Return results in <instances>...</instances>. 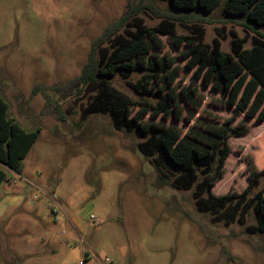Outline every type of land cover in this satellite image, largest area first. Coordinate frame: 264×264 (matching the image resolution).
Segmentation results:
<instances>
[{
  "label": "rangeland",
  "instance_id": "374dc122",
  "mask_svg": "<svg viewBox=\"0 0 264 264\" xmlns=\"http://www.w3.org/2000/svg\"><path fill=\"white\" fill-rule=\"evenodd\" d=\"M224 1L209 12L185 14L168 0H0V95L23 127L41 128L21 172L6 168L8 180L0 183V264H264V232L246 230L257 223L252 210L244 225L199 211L194 187H176L172 168L157 167L140 153L136 129L116 130L106 113L83 116L88 92L69 82L80 74L93 41L122 16L118 34L134 29L136 19L146 26L172 20L177 34L201 26L207 43L224 30L223 51H229L230 29L249 47L264 28L226 14ZM150 35L148 54L160 63L173 58L162 79L141 81L138 92L129 82L145 70H136L115 73L110 84L153 104L160 100L157 89L165 96L173 87L182 108L178 118L170 108L166 113L137 104L131 113L178 128L179 138L197 130L212 141L224 123L243 120L249 131L229 138L224 173L212 186L215 194L243 191L247 158L264 166V127L243 112L234 116L227 97L204 84L185 41ZM168 71L175 72L169 84Z\"/></svg>",
  "mask_w": 264,
  "mask_h": 264
},
{
  "label": "trees",
  "instance_id": "16d2710c",
  "mask_svg": "<svg viewBox=\"0 0 264 264\" xmlns=\"http://www.w3.org/2000/svg\"><path fill=\"white\" fill-rule=\"evenodd\" d=\"M168 2L180 13L189 14L197 10L209 12L217 7L220 0ZM223 10L230 16L242 17L264 28V0H225ZM124 21L125 17L122 16L104 29L93 41L80 74L69 80L75 86L81 85L83 92H88V103L82 115L106 113L116 130L131 132L136 129L142 137L138 142L140 153L152 157L157 167L172 168V182L176 187H194L192 197L199 211L211 213L214 220L223 221L226 225L233 221L244 225L246 215L252 210L257 223L247 224L246 230L250 233L264 232V166L257 168L248 157V183L243 191L224 194L212 191L214 182L224 173L225 160L231 148L229 138L247 134V124L243 121L234 125L224 123L219 136L212 141H206L197 130L191 132L188 138H179L178 128L141 121L139 115L131 113V106L137 104L156 111L165 110L166 113L170 108L174 117L178 118L182 108L173 87L165 96L160 93L162 88L157 89L155 94L160 96V100L153 104L147 100L132 99L110 84L115 73L127 76L136 70H145L136 83L129 82L138 92L141 81L161 80L160 74L173 63V58H164L167 62L160 63L153 54H148L149 45L145 35L150 33L153 40L155 33L167 34L175 44L185 41L190 47L188 51L192 54V63L196 65L197 76H202L205 85L227 97L226 103L236 107L234 116L243 111L246 116L255 117L260 122L264 119V34L258 32L257 36L252 35L250 46L246 47L247 38L230 29L229 51H223L221 40H225L227 35L222 29L217 31L211 43H207L203 39V28L199 25H194V31L190 34H177L172 20L146 26L136 19L134 29L127 30L125 35L118 34L117 30ZM145 55L144 63L141 59ZM133 57L136 58L135 62ZM166 73L164 76L169 84L174 80L175 72ZM194 92V89L187 90L189 94ZM190 103L197 104L191 98ZM8 109V102L0 95V183L7 179L6 168L21 172L22 160L41 130L39 126L32 129L23 127L9 115ZM198 127L201 129V124ZM194 141L202 143L203 147Z\"/></svg>",
  "mask_w": 264,
  "mask_h": 264
},
{
  "label": "crops",
  "instance_id": "0c3cea01",
  "mask_svg": "<svg viewBox=\"0 0 264 264\" xmlns=\"http://www.w3.org/2000/svg\"><path fill=\"white\" fill-rule=\"evenodd\" d=\"M232 106V105H231ZM240 112H243V111H240ZM244 113V112H243ZM239 114V113H238ZM244 115H245V113H244ZM246 116V115H245ZM246 117H248V118H253V120L256 122V124L257 125H262L263 127H264V119L262 120V121H260V122H258V121H256L255 120V117H249V116H246ZM238 121H243V120H238ZM238 121H236V122H238ZM244 122V121H243ZM245 123V122H244ZM246 124V123H245ZM263 135V134H262ZM261 136V135H260ZM262 137V136H261Z\"/></svg>",
  "mask_w": 264,
  "mask_h": 264
},
{
  "label": "built area",
  "instance_id": "2783aa9c",
  "mask_svg": "<svg viewBox=\"0 0 264 264\" xmlns=\"http://www.w3.org/2000/svg\"><path fill=\"white\" fill-rule=\"evenodd\" d=\"M105 259L107 260L108 258H107V257H105ZM82 262H84V260H81V261H80V263H82Z\"/></svg>",
  "mask_w": 264,
  "mask_h": 264
}]
</instances>
